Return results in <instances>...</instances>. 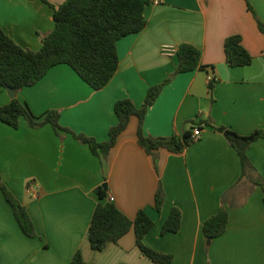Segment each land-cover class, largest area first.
<instances>
[{"label":"crops","instance_id":"1","mask_svg":"<svg viewBox=\"0 0 264 264\" xmlns=\"http://www.w3.org/2000/svg\"><path fill=\"white\" fill-rule=\"evenodd\" d=\"M145 10L147 24L117 43L119 68L95 90L66 64L51 68L34 86L17 92L35 116L60 113V123L103 142L118 122L115 103L137 106L148 89L175 69L176 51L190 43L202 50V68L179 74L150 107L144 132L153 137L182 136L195 126L201 137L182 154L160 150L156 161L137 142L133 116L107 160L71 134L51 125L31 128L22 118L15 129L0 121V177L26 206L38 233L28 237L0 186V264H72L79 250L89 264H158L137 246L133 230L103 251L91 248L88 231L99 201L95 189L107 184L109 196L129 218L146 210L155 226L145 244L171 254L169 264H264V138L248 149L253 169L244 177L237 151L223 133L264 130V0H159ZM56 8L65 0H49ZM252 10L249 9V5ZM53 8L43 0H0V27L19 45L37 51L54 29ZM240 35L253 56L250 65L231 67L225 40ZM164 48H169L167 51ZM213 76L210 95L208 77ZM0 87V106L12 97ZM160 186L165 199L155 207ZM182 213L178 233L162 234L172 208ZM229 211L226 231L208 239L203 223L221 208Z\"/></svg>","mask_w":264,"mask_h":264},{"label":"trees","instance_id":"2","mask_svg":"<svg viewBox=\"0 0 264 264\" xmlns=\"http://www.w3.org/2000/svg\"><path fill=\"white\" fill-rule=\"evenodd\" d=\"M53 8L54 29L42 39L37 51L25 48L14 41L0 27V87L20 91L37 84L54 66L69 65L78 76L95 90L105 87L119 68L117 43L122 38L140 32L147 24L146 8L152 0H65L58 8L49 0H43ZM249 5V4H248ZM249 9L252 10L249 5ZM258 27L264 34V23L258 20ZM226 61L231 67L250 65L253 56L242 44L240 35L229 36L225 40ZM202 50L184 43L176 51L177 64L174 71L162 82L148 89L145 100L137 106L131 99L125 98L115 103L118 118L116 125L109 130L108 139L100 142L82 133L65 128L60 123L58 111H48L43 116H35L30 108L14 97L8 105L0 106V121L17 129L24 118L31 128L51 125L57 134H71L79 143L90 147L92 153L104 163L110 151L116 146L120 135L126 130L133 116L138 118L137 142L146 153L156 161L160 150L182 154L196 140L187 130L182 136L153 137L144 132V121L148 110L157 101L163 89L181 73L202 68ZM214 82L209 83L210 95ZM216 131L223 133L235 148L242 165L244 177L253 169L248 157V149L257 140L264 138V130L259 129L249 135H241L226 126H215L210 120L204 122ZM264 191V181L255 180ZM0 186L8 203L12 206L16 220L28 237H38L35 224L25 205L2 182ZM98 203L90 223L88 238L91 248L103 251L108 243H118L131 230L136 236V244L153 262L169 264L171 254L159 252L145 244L146 235L155 226L154 220L146 210L140 209L134 219L129 218L116 204L108 199V190L103 185L95 189ZM165 194L160 186L155 196L154 207L161 212ZM229 223V211L221 208L208 218L202 226L208 239L221 236ZM182 226V213L172 208L162 227V234L178 233ZM72 264H89L78 250Z\"/></svg>","mask_w":264,"mask_h":264},{"label":"built area","instance_id":"3","mask_svg":"<svg viewBox=\"0 0 264 264\" xmlns=\"http://www.w3.org/2000/svg\"><path fill=\"white\" fill-rule=\"evenodd\" d=\"M153 3L155 4H158L159 3V0H154ZM166 49V51L169 49V48H164ZM215 81V78L213 76H209L208 77V83H211V82H214ZM201 134H202V130L199 126H195L192 130V137L194 140H198L200 137H201ZM108 199L113 202L114 201V198L112 196H108Z\"/></svg>","mask_w":264,"mask_h":264},{"label":"water","instance_id":"4","mask_svg":"<svg viewBox=\"0 0 264 264\" xmlns=\"http://www.w3.org/2000/svg\"><path fill=\"white\" fill-rule=\"evenodd\" d=\"M7 90H8L9 95H10L12 98L16 97V94H17V92H18L17 90H13V89H11V88H8ZM103 187H104L105 189H107V184L104 183V184H103Z\"/></svg>","mask_w":264,"mask_h":264},{"label":"rangeland","instance_id":"5","mask_svg":"<svg viewBox=\"0 0 264 264\" xmlns=\"http://www.w3.org/2000/svg\"><path fill=\"white\" fill-rule=\"evenodd\" d=\"M7 93H8V91H7Z\"/></svg>","mask_w":264,"mask_h":264}]
</instances>
